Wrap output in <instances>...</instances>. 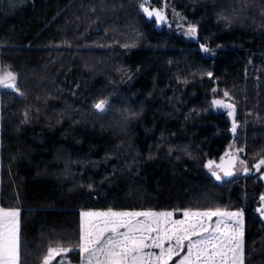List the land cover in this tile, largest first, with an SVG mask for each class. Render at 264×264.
Returning a JSON list of instances; mask_svg holds the SVG:
<instances>
[{
	"label": "trees",
	"instance_id": "1",
	"mask_svg": "<svg viewBox=\"0 0 264 264\" xmlns=\"http://www.w3.org/2000/svg\"><path fill=\"white\" fill-rule=\"evenodd\" d=\"M163 2L192 40L144 0H0L19 88H0V206L20 209V264L58 244L73 251L53 264H78L82 210L215 208L243 212L244 264H264V0ZM225 92L235 133L213 109ZM231 145L248 172L217 181L205 165Z\"/></svg>",
	"mask_w": 264,
	"mask_h": 264
},
{
	"label": "snow or ice",
	"instance_id": "2",
	"mask_svg": "<svg viewBox=\"0 0 264 264\" xmlns=\"http://www.w3.org/2000/svg\"><path fill=\"white\" fill-rule=\"evenodd\" d=\"M141 8L148 17L165 20L162 10ZM197 28L189 26L187 35L195 37ZM205 52L209 49L201 45ZM211 77L212 74L208 73ZM0 88L19 92L17 75L7 69L0 70ZM215 91V89L213 90ZM227 97L228 93L225 92ZM107 101L100 100L94 107L103 113ZM218 108L228 109V115L235 116V105L223 100H213ZM233 120L231 131L237 130ZM234 147V146H233ZM238 151H243L239 149ZM216 164L209 161L205 167L217 181L236 174L234 153ZM243 166L244 162L240 161ZM264 166V158L254 166L257 171ZM242 170L247 173L248 168ZM221 173L223 175H221ZM262 206L257 209L264 217V195ZM79 253L82 264H171L180 256L177 264H244V214L242 211H228L215 208L205 211H183V219H173L171 211H83L80 213ZM20 210L0 207V264H20L19 226ZM213 218L215 223H213ZM153 250H158L153 251ZM72 248L61 245L49 247L42 264H53Z\"/></svg>",
	"mask_w": 264,
	"mask_h": 264
},
{
	"label": "rangeland",
	"instance_id": "3",
	"mask_svg": "<svg viewBox=\"0 0 264 264\" xmlns=\"http://www.w3.org/2000/svg\"><path fill=\"white\" fill-rule=\"evenodd\" d=\"M147 5H148V3L145 4V6H147ZM154 6L155 5L152 4L150 7L151 8H157V9L162 10L164 12L166 18H165V20L163 22H164L165 25H167L169 28H173V29L177 30L187 40H192L193 39L192 36L187 35V30H188L189 26H192V25L186 24L185 20L183 19V17L179 13H177L174 10H170L169 13H168V11L166 10V6L167 5H166L165 2H163V6L161 8L158 7V6H155V7ZM206 54L208 56L211 55V53L209 51L206 52ZM2 69H5V68L4 67H0V70H2ZM213 100H223L225 103L231 104L230 101L227 100V97H225L223 94H217L214 97ZM213 109L215 111L224 110L227 113V115H228V109H226V108H218L215 105H213ZM228 118L232 121V124H233V117L228 115ZM233 146L234 145L229 146L228 150L232 151L233 153H236L238 155V157H239V153L240 152L235 148V146L234 147ZM239 160H240V158H239ZM240 161H242V160H240ZM243 166H246V164L244 163ZM243 166L240 163L238 164V166L236 168V176L241 175L244 172L242 170ZM252 173L258 174L259 177L262 178L264 176V166H262L259 171H257L256 168L254 167ZM106 210H108V209H88V210H82L81 212H83V211H106ZM112 210H115V209H112ZM115 211H125V210H115ZM127 211H154V210H127ZM162 211H167V210H159V211H156V212H162ZM193 211H205V210H193ZM234 211H240V210H234ZM171 212L174 213L173 219L178 218V217L175 216L176 215L175 211H171ZM181 216L182 217L180 219H183L184 218L183 217V211H182V215ZM215 219L216 218H213V221H212L213 223H215ZM78 264H82V260H80V262Z\"/></svg>",
	"mask_w": 264,
	"mask_h": 264
},
{
	"label": "water",
	"instance_id": "4",
	"mask_svg": "<svg viewBox=\"0 0 264 264\" xmlns=\"http://www.w3.org/2000/svg\"><path fill=\"white\" fill-rule=\"evenodd\" d=\"M147 3H148V5L146 6V7H149V9L150 10H152V9H157V8H151L150 7V5H149V3H150V0H147ZM159 10V9H158ZM142 12H143V14L146 16V18L148 19V20H156L157 21V24H158V27H161L162 25H163V22H161V21H158L155 17H148L147 15H146V13H144V11L142 10ZM3 89V88H2ZM6 90H9V91H12V90H10V89H6ZM226 153H233L232 151H230V150H227L226 151ZM237 157H238V155L236 154V153H234ZM223 157L225 158V160H227L228 159V157L227 156H225V154L223 155ZM221 162V160L220 161H218V162H215L216 164H219ZM240 163V160H239V157H238V159H237V161H236V168H237V166H238V164ZM211 173V172H210ZM221 175H223L222 173H221ZM236 176V174L234 175V176H232V177H227V178H225V179H223L222 181H227V180H230V179H232V178H234ZM215 178V177H214ZM263 179H264V177H263ZM221 182V181H220ZM264 218V217H263Z\"/></svg>",
	"mask_w": 264,
	"mask_h": 264
},
{
	"label": "crops",
	"instance_id": "5",
	"mask_svg": "<svg viewBox=\"0 0 264 264\" xmlns=\"http://www.w3.org/2000/svg\"><path fill=\"white\" fill-rule=\"evenodd\" d=\"M181 217H182V216H180V217H178V218H176V219H180ZM153 251H157V252H158V250H153ZM185 254H186V249H185L184 252H181V253H180V256L174 257V258H173V261L171 262V264H177L178 260H179L183 255H185Z\"/></svg>",
	"mask_w": 264,
	"mask_h": 264
},
{
	"label": "bare ground",
	"instance_id": "6",
	"mask_svg": "<svg viewBox=\"0 0 264 264\" xmlns=\"http://www.w3.org/2000/svg\"><path fill=\"white\" fill-rule=\"evenodd\" d=\"M263 177H264V176H263ZM263 177H262V178H263Z\"/></svg>",
	"mask_w": 264,
	"mask_h": 264
}]
</instances>
